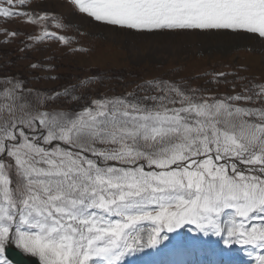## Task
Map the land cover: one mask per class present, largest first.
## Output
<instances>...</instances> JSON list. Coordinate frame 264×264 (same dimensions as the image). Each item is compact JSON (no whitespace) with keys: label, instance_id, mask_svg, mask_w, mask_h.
Here are the masks:
<instances>
[{"label":"rangeland","instance_id":"1","mask_svg":"<svg viewBox=\"0 0 264 264\" xmlns=\"http://www.w3.org/2000/svg\"><path fill=\"white\" fill-rule=\"evenodd\" d=\"M8 242L264 264V0H0V264Z\"/></svg>","mask_w":264,"mask_h":264},{"label":"bare ground","instance_id":"2","mask_svg":"<svg viewBox=\"0 0 264 264\" xmlns=\"http://www.w3.org/2000/svg\"><path fill=\"white\" fill-rule=\"evenodd\" d=\"M228 245L229 244H226L225 245V248L222 251V253H219L216 250L214 252H212V251L207 252V254H204L203 252H201L199 246H196L195 247V250H197V252H198L197 259H198V261H201V259L204 260V263L203 264H213L214 259L219 258V257L222 256V257H230V262H238V263H241V264H250L249 263L250 260L243 258L244 253L241 254V252L239 251L240 252V255H238L236 253L231 254L229 251H230V249L232 247H227ZM220 254H221V256H220ZM172 264H177V261L174 259L172 261ZM187 264H190V262H188ZM227 264H230V263H227ZM258 264H260V263H258Z\"/></svg>","mask_w":264,"mask_h":264},{"label":"water","instance_id":"3","mask_svg":"<svg viewBox=\"0 0 264 264\" xmlns=\"http://www.w3.org/2000/svg\"><path fill=\"white\" fill-rule=\"evenodd\" d=\"M4 253L13 264H41L35 256L23 253L10 242L4 247Z\"/></svg>","mask_w":264,"mask_h":264}]
</instances>
